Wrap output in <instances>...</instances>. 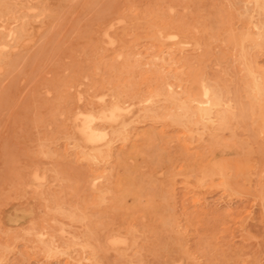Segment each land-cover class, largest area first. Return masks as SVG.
Returning <instances> with one entry per match:
<instances>
[{
  "label": "rangeland",
  "instance_id": "1",
  "mask_svg": "<svg viewBox=\"0 0 264 264\" xmlns=\"http://www.w3.org/2000/svg\"><path fill=\"white\" fill-rule=\"evenodd\" d=\"M259 4L0 0V264H264ZM161 81L222 102L172 124L171 96L145 101ZM116 102L129 117L92 149L77 114Z\"/></svg>",
  "mask_w": 264,
  "mask_h": 264
},
{
  "label": "bare ground",
  "instance_id": "2",
  "mask_svg": "<svg viewBox=\"0 0 264 264\" xmlns=\"http://www.w3.org/2000/svg\"><path fill=\"white\" fill-rule=\"evenodd\" d=\"M82 1V0H81ZM257 4L260 3L261 0H255ZM101 4V3H100ZM260 5V4H259ZM260 8H262L264 12V4L260 5ZM53 9V8H52ZM172 11V10H171ZM184 11V10H183ZM29 12V11H28ZM32 12V11H31ZM48 12V11H47ZM86 14V11L85 13ZM81 16V15H80ZM42 18V17H41ZM2 19V18H1ZM202 19V18H201ZM38 20V19H37ZM40 23V22H39ZM44 24V23H43ZM47 26V25H46ZM30 29V28H29ZM34 29V28H33ZM110 29V28H109ZM29 31V30H28ZM35 31V29H34ZM105 33V32H104ZM158 33V32H157ZM12 34V33H11ZM35 34V33H34ZM50 34V33H49ZM158 35V34H157ZM11 35H9L10 37ZM30 36V35H29ZM42 36V35H41ZM95 37V36H94ZM247 38H250L249 35H246L244 38H241L239 40L234 41V45L238 48H240L242 51L245 49V41ZM10 39V38H9ZM33 39V38H32ZM29 40V39H28ZM27 40V42H28ZM31 40V39H30ZM52 40V38H51ZM26 42V43H27ZM38 42V41H37ZM51 43L53 41H50ZM251 44L254 46H260L264 45V42L259 40L258 38H255L254 40H251ZM25 43V40H24ZM28 43H32L29 41ZM110 43V42H109ZM23 44V42H22ZM21 44V45H22ZM36 44V43H34ZM54 44V43H53ZM24 45V44H23ZM22 45V47H23ZM27 45V44H26ZM31 45V44H29ZM52 45V44H51ZM55 45V44H54ZM0 46H5V44L0 42ZM2 47V48H3ZM53 47V45H52ZM6 48V47H5ZM30 48V47H29ZM4 49V48H3ZM17 49V48H16ZM25 49V48H23ZM28 49V48H27ZM53 49V48H52ZM1 51V50H0ZM3 51V50H2ZM13 51V50H12ZM65 59V58H64ZM217 68V67H216ZM41 72V71H40ZM248 72L253 75L254 80L252 84L249 86L251 88L250 94L251 97L254 100H259L260 102L264 100V79H259L256 76H254L253 71L251 68L248 69ZM66 73V72H65ZM171 73V72H170ZM163 93H167L169 96H171V110L166 114L168 118L170 119L172 124L175 125H183L185 127L192 126L193 124H199L203 121H210L212 119L213 110L219 106L222 102V99L218 95V93L211 88V86L204 81L198 84V87L194 90L186 89L185 92L181 95H174V89L172 83H167L164 81H161L154 89H152L149 92V95L147 99L145 100L147 103H151L155 98H158ZM78 98V97H77ZM158 100V99H157ZM130 110L129 106L125 107L121 104V102H116L112 107L110 108H102L98 112L94 111H80L77 116L76 120H79L81 123L80 131L83 134L86 142L92 147V149L100 150L102 147L110 148L112 145V138L110 137V134L114 133V127L119 124L121 117ZM263 112V111H262ZM261 112L260 119L262 120V129L264 131V112ZM258 113V112H257ZM127 115V113L125 114ZM131 115V114H130ZM128 116V115H127ZM231 116V115H230ZM129 117V116H128ZM75 118V117H74ZM73 118V119H74ZM230 119V118H229ZM74 121V120H73ZM76 122V121H75ZM250 122V121H249ZM248 122V123H249ZM136 123V122H135ZM251 123V122H250ZM249 123V124H250ZM251 125V124H250ZM77 128V127H76ZM75 128V129H76ZM78 130V129H77ZM123 130V129H122ZM225 142V141H223ZM226 143V142H225ZM229 143V142H228ZM233 145V144H232ZM87 146V145H86ZM230 146V145H229ZM236 148V142L235 145H233ZM231 147V146H230ZM234 147H231V149ZM238 148V147H237ZM234 151L230 152H236ZM232 149V150H233ZM240 150V149H239ZM238 150V151H239ZM217 151V149L215 150ZM220 152V151H218ZM223 152V151H222ZM221 153V152H220ZM229 153V152H228ZM222 155V153H221ZM221 164V163H220ZM220 164L218 167H220ZM216 166V165H213ZM237 168V167H236ZM220 169V168H219ZM255 170V169H254ZM253 170V171H254ZM219 171V170H218ZM38 172V171H37ZM92 172V171H91ZM221 172V171H220ZM199 175V174H198ZM221 175V174H220ZM33 176L37 177L36 174L33 172ZM44 176V175H43ZM162 176V175H161ZM34 177V178H35ZM160 177V176H158ZM100 177L95 178L99 179ZM36 179V178H35ZM43 180V179H42ZM41 180V181H42ZM101 180V179H100ZM37 181V179H36ZM99 181V180H98ZM97 181V182H98ZM225 181V180H223ZM40 182V181H39ZM94 181L93 185L95 187L96 183ZM202 182V181H201ZM203 183V182H202ZM206 183V182H205ZM85 184V183H84ZM204 184V183H203ZM31 187L33 185L31 184ZM201 187V186H200ZM27 188H29L27 186ZM82 188V187H81ZM228 188V187H227ZM80 190V189H79ZM230 190V189H229ZM38 191V189H37ZM39 192V191H38ZM256 197V196H255ZM237 201V200H236ZM238 202V201H237ZM20 211H23L20 210ZM25 211V210H24ZM32 211V210H31ZM30 211V212H31ZM18 212V211H17ZM19 213V212H18ZM22 212H20L21 214ZM26 213L23 212V214ZM27 214V213H26ZM40 214V212H39ZM9 215V214H8ZM33 215V214H32ZM29 216V214H27ZM42 216V215H41ZM19 219V218H16ZM15 219V220H16ZM21 219V217H20ZM19 219V220H20ZM18 220V221H19ZM144 220V219H143ZM17 221V222H18ZM15 224H17L15 222ZM14 225V224H13ZM180 228V227H179ZM65 232V231H64ZM62 234V233H61ZM45 235V234H44ZM43 237V236H42ZM39 238L40 235H39ZM125 238V237H124ZM45 239V238H44ZM122 239V238H121ZM42 240V239H41ZM125 240V239H124ZM123 240V242H124ZM47 241V240H46ZM114 242V241H112ZM111 242V243H112ZM118 242V241H117ZM120 243V242H119ZM122 243V242H121ZM72 244V243H71ZM174 244V243H173ZM113 245V244H112ZM119 245V244H118ZM127 245V244H126ZM119 247V246H118ZM179 247V246H178ZM81 249V248H80ZM80 262V261H79ZM182 262V261H181ZM107 263V261H106ZM80 264V263H79ZM181 264V263H180Z\"/></svg>",
  "mask_w": 264,
  "mask_h": 264
}]
</instances>
